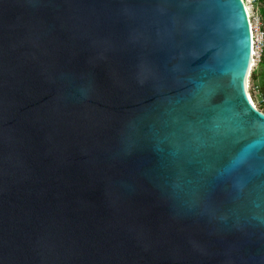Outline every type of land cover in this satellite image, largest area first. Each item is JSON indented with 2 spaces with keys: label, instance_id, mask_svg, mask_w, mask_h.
I'll return each instance as SVG.
<instances>
[{
  "label": "water",
  "instance_id": "obj_1",
  "mask_svg": "<svg viewBox=\"0 0 264 264\" xmlns=\"http://www.w3.org/2000/svg\"><path fill=\"white\" fill-rule=\"evenodd\" d=\"M231 4L0 0V264H264V135L213 127Z\"/></svg>",
  "mask_w": 264,
  "mask_h": 264
},
{
  "label": "snow or ice",
  "instance_id": "obj_2",
  "mask_svg": "<svg viewBox=\"0 0 264 264\" xmlns=\"http://www.w3.org/2000/svg\"><path fill=\"white\" fill-rule=\"evenodd\" d=\"M231 6L236 11L235 19L237 21V27L239 35L243 37V39L239 41V48L235 53V59L231 60L227 66L221 69L224 74L231 73V88L234 90V95L229 96V98L224 101L220 112L222 122L216 123L213 127L216 131H219L221 127H226L228 133L233 134L243 132L251 126L253 128H258L260 134L264 135V114L253 112L252 108L249 106L248 99L245 97L244 81L249 64L247 21L244 17L243 7L239 3V0H232ZM220 63H223V61ZM214 91V88L209 89L206 95H211ZM237 105L243 109L242 112L236 110ZM254 120L260 121V123L253 124L252 121ZM257 143H260V141L250 144L244 153L232 160L227 170L230 171L239 167L256 147Z\"/></svg>",
  "mask_w": 264,
  "mask_h": 264
},
{
  "label": "rangeland",
  "instance_id": "obj_3",
  "mask_svg": "<svg viewBox=\"0 0 264 264\" xmlns=\"http://www.w3.org/2000/svg\"><path fill=\"white\" fill-rule=\"evenodd\" d=\"M249 16L261 13L263 10L262 0H244ZM264 17V15H262ZM253 64V63H252ZM255 72L256 79L252 76L248 78V90L256 108L264 113V53L262 59L257 64L251 66L250 74Z\"/></svg>",
  "mask_w": 264,
  "mask_h": 264
},
{
  "label": "built area",
  "instance_id": "obj_4",
  "mask_svg": "<svg viewBox=\"0 0 264 264\" xmlns=\"http://www.w3.org/2000/svg\"><path fill=\"white\" fill-rule=\"evenodd\" d=\"M248 20L252 35L251 58L255 65L261 61L264 53V17L261 13L251 14Z\"/></svg>",
  "mask_w": 264,
  "mask_h": 264
},
{
  "label": "bare ground",
  "instance_id": "obj_5",
  "mask_svg": "<svg viewBox=\"0 0 264 264\" xmlns=\"http://www.w3.org/2000/svg\"><path fill=\"white\" fill-rule=\"evenodd\" d=\"M243 3H244V0H243ZM244 5H245V4H244ZM245 9H246V11H247L246 5H245ZM247 15H248V17H249V13H248V11H247ZM252 63L254 64L252 58H250L249 67H248V71H247L246 78H245V87H246L247 95H248V97H249V99H250L251 104H252L254 107H256L255 104H254V102H253V100H252V98H251V95L249 94V90H248V78H249V76H250L251 66L253 65Z\"/></svg>",
  "mask_w": 264,
  "mask_h": 264
},
{
  "label": "trees",
  "instance_id": "obj_6",
  "mask_svg": "<svg viewBox=\"0 0 264 264\" xmlns=\"http://www.w3.org/2000/svg\"><path fill=\"white\" fill-rule=\"evenodd\" d=\"M262 2H263V10H262V15H264V0H262ZM252 78L253 79H256V74H255V72H252Z\"/></svg>",
  "mask_w": 264,
  "mask_h": 264
}]
</instances>
